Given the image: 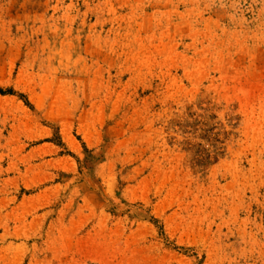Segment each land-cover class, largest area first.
<instances>
[{
  "label": "rangeland",
  "instance_id": "obj_1",
  "mask_svg": "<svg viewBox=\"0 0 264 264\" xmlns=\"http://www.w3.org/2000/svg\"><path fill=\"white\" fill-rule=\"evenodd\" d=\"M0 264H264V0H0Z\"/></svg>",
  "mask_w": 264,
  "mask_h": 264
}]
</instances>
